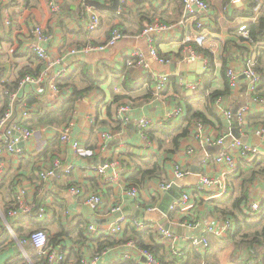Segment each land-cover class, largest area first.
I'll return each mask as SVG.
<instances>
[{"label": "crops", "instance_id": "crops-1", "mask_svg": "<svg viewBox=\"0 0 264 264\" xmlns=\"http://www.w3.org/2000/svg\"><path fill=\"white\" fill-rule=\"evenodd\" d=\"M52 1L60 7L58 13H53L50 9ZM113 1L101 2L112 6ZM0 2V24L1 10L6 6L9 8L13 21L24 28L22 30L28 31L29 27L37 23L54 35L53 42L49 45V52L53 59L61 57L69 49H81L90 43L94 45L107 43L116 27L126 33L115 47L105 52L79 55V64H85L98 83L97 88L83 93L75 100L74 108L68 116V119L73 117L72 113L76 111L74 136L81 143L79 156L66 157L67 150H61L58 143L54 142L56 140H49L53 134L37 130L34 141L29 144L32 153L21 161L10 160L8 162L3 175L6 180L0 185V264H35L40 260L33 248H22L19 245L18 240L22 239L19 236L20 232L16 227L14 230L12 225L25 228L28 234L40 228L46 231L48 236L62 234L61 244L56 248L66 253L67 264H79L80 257L76 253L81 254V262L86 261L87 264H93L97 256L100 259L96 264H118L122 261L147 264V261L143 260L146 257L141 253L144 249L139 247L137 240H130L105 251V254L97 255V244H93L92 241L98 238H94L89 233V226L95 224L91 222V217H87L92 210L84 203V199L92 193L102 197L104 202L102 210L99 213L92 212L103 220H108L113 216L114 207H120L122 211L126 208H137L144 211L147 218L140 219L131 216L129 220H146L152 224L165 225L161 222L167 219V215L159 210V206L165 198L169 197L167 196L169 191H174L180 197L182 193L191 195L188 209H180L168 214L170 220L167 224L175 227V231L171 233L177 239V248L184 253V256L186 255L181 264H264L262 247L248 249L236 246L225 236L228 232L223 236L207 234V230L211 227L220 231L225 221L228 220L216 210V200L239 196L243 186L255 171L252 168L254 162H243L238 171L227 173L226 167L204 164L205 160L215 158L220 147L211 145L206 148H197L193 137L194 129H192V135L182 142L180 149L175 153H170L169 143L163 148H159L155 142L154 144L150 140L147 143L142 139L137 127L138 121L142 118L149 119L152 127L162 123L166 127L173 126L188 116L189 107H192L194 111H202L210 107L206 98L209 93L208 89H214L216 86L218 89L222 88L221 76L224 64H226V72L231 67L236 68L237 71L242 70V51L236 45L246 48V44L242 43L239 40L241 37L236 34L238 28L246 22L245 15L250 10L251 2L231 6L228 0L211 1L215 5L212 13L217 17L214 22L206 19V28L211 35L203 49L213 55V68L210 67V59L200 52V47L194 43L189 46L198 56V60L189 63L184 59L185 52L181 41L186 35L192 34L193 27L191 24L180 26L183 16L181 0H126L118 13L99 11L91 7L88 0H33L30 8L19 1L15 4L13 0L11 4ZM217 6L223 10L225 15L221 20L218 18ZM88 7L99 12L103 21L100 29L92 35H87L84 30ZM144 17L148 20L142 21ZM155 22L172 27L167 34L153 41L159 59H165L166 64L151 58L150 43L142 35L147 24ZM2 46L3 51L8 49L10 47L8 40L7 42L2 41ZM136 50L146 55L149 68L127 66L126 58ZM11 66L13 67L14 63L10 65L7 57L0 54V71H3L2 73L10 80L15 81L19 74L13 72ZM211 70H214L213 77L216 80L213 87L206 88L204 78L211 73ZM154 74L169 75L168 86L158 96H155ZM148 76L151 77L149 82L145 81ZM129 78L132 84L125 86ZM194 84L198 88L191 90L189 86ZM86 86L80 77L75 78L71 87L63 88L65 100L71 98L75 88L80 92L86 89ZM45 90L47 92V87ZM44 99H46L45 96L41 98L42 101ZM221 99L223 108L230 109L232 112L236 107H247V121L251 129L258 128L259 120L252 122L249 118L264 116V100L256 101L253 98L247 89L245 78H241L236 90H232L229 96ZM123 104L130 106V111L126 115L130 123L117 135L123 126L118 118L117 106ZM100 105L108 106L98 113ZM177 108L182 109V114L178 118H169ZM211 108L223 123L205 125V133L214 141L226 137L229 132L233 135V122H226L215 105ZM105 133L116 134L109 144L103 138ZM243 140L253 145L258 143L257 138L252 134L248 138L244 137ZM231 141L232 138L228 139V142ZM105 145L108 148L104 150ZM190 146L196 147L192 157L186 154V149ZM261 152L264 157V145L261 147ZM57 158H63L65 164H75L74 170L68 177L61 180H41L39 175L44 170V166L51 165ZM141 159H153L152 165L159 164L164 173L158 177L146 179L143 190L139 189V199L135 200L129 196L128 191L132 188L129 187L128 178L136 172V165L140 164ZM110 160L119 161L121 164L120 171H117L118 176H114L115 171L113 170H108L105 175L98 176L94 168ZM176 166L187 171L183 179H176L174 173ZM147 167L143 166L144 169ZM196 169L199 170L198 174L194 172ZM202 176L214 178L220 182L221 187H216L208 193L198 191ZM262 177L257 175L252 182L249 181L245 185L248 191V205L244 209L245 213L249 212V206L255 202L264 204V178ZM162 183H171L172 187L176 185L179 191L171 188L167 193L159 194L157 193L158 186ZM19 185L27 189V200L35 205L36 209L32 217L24 216L19 220H13L6 217L5 209L10 206L15 207V196ZM72 187L79 188L82 196L72 195L70 192ZM222 191H226L223 197L214 198ZM156 207L158 211H147ZM39 208L44 211L42 218L36 213ZM79 222L87 229L86 238L76 231ZM107 225L110 224L100 226ZM183 225L189 227H183ZM145 232H142L143 244L163 246L157 231L153 229L148 231L153 233L152 239L149 233ZM203 235L207 236L210 248L205 255H199L192 248L190 240ZM131 243L135 245V248L128 246ZM163 247L164 249H160L158 253L152 251L156 255L155 259L158 264V259L173 264L177 256H174L165 246ZM126 256L130 258L127 259Z\"/></svg>", "mask_w": 264, "mask_h": 264}, {"label": "built area", "instance_id": "built-area-1", "mask_svg": "<svg viewBox=\"0 0 264 264\" xmlns=\"http://www.w3.org/2000/svg\"><path fill=\"white\" fill-rule=\"evenodd\" d=\"M3 3L11 4L12 0H0ZM95 1H105L108 0H95ZM183 5V16L180 21V26H186L191 24L192 34L186 35L182 41L181 45L184 48L185 60L189 63H194L198 60V56L195 54L193 49L189 46L190 43H196L200 47H203L207 43L208 37L211 32L206 28V19L216 21L217 15L212 13L214 11L215 5L211 2L212 0H181ZM21 4H24L23 0H19ZM229 5L233 6L238 3L251 2L254 3V15L251 18H247L245 24L238 28L237 36L241 39H249V31L247 22H256L262 15L264 11V0H228ZM102 3V2H101ZM126 3V0H121V6ZM1 4V2H0ZM51 9L54 13L60 11V7L54 2H51ZM85 19L84 30L87 35H92L97 32L102 26V16L99 12L91 7ZM121 8V7H120ZM219 16V20L224 18L223 10L217 6L216 8ZM2 21L0 24V37L2 41L7 42L10 45L8 49L3 51L2 41H0V54L7 57L11 69L13 72L20 74L22 69L29 68L33 73H26L19 81L17 89L12 92L7 88V83L12 82L7 75H4L0 71V90L8 97L9 103L6 111L0 114V185L5 182L6 178L3 177L7 169V164L10 160L21 161L26 156L32 153V148L29 146L31 142L34 141L37 130H42L43 132H49L53 134L49 140H56L59 144L60 149L67 150L66 157L75 158L79 156L81 143L78 138L74 136V127L76 125L75 115L76 111L72 113L73 117H70L65 124L61 127H32L29 122L35 113L40 112L46 106L50 110H54L61 106L65 102V94L63 89L58 87L59 83L64 82V80L70 78L72 73L75 71L79 65V55H87L90 53H101L105 52L109 48L115 47L123 38L124 34L122 30L116 28L112 31L111 39L104 44L94 45L87 44L81 49H69L65 51L61 57L53 59L49 52V45L53 42L54 35L46 31L41 25L34 23L28 28V31H24L20 25L16 24L11 16L9 8L4 6L1 10ZM172 27H168L165 24L155 22L154 24L147 25L142 32V35L147 38L150 43V56L155 61L160 63H167L165 59L160 58L156 46L153 41L164 34H167ZM7 38V40H6ZM249 51L245 53L243 57V66L241 71H237L236 68H229L227 72V77L231 90H236L239 87V82L241 78H245L247 83V89L250 94L256 92L260 82L261 77L258 73L256 67L258 63V53L255 46L250 45ZM128 67L142 66L149 68V63L146 55L141 51H134L130 54L126 60ZM19 77V75H18ZM17 77V78H18ZM155 96L160 95L169 84V75L167 74H154L153 78ZM147 85V84H146ZM47 87V92L45 88ZM191 90H195L198 86L195 84L190 85ZM35 93L37 96V103L30 105L28 103V96L31 93ZM46 97L47 103L45 105L42 103V97ZM256 101H259L255 99ZM108 106V105H107ZM106 105H100L98 108V113L104 111L107 107ZM215 106L220 113L221 117L226 122H233L234 114L230 109H225L222 106V99H218ZM41 109V110H40ZM118 118L122 123V128L118 131L117 135L124 130V128L130 123L129 118L126 116L130 111V106L123 104L117 106ZM206 115L210 113L206 110H202ZM247 107L241 108L237 114L239 123V138H233V135L229 132L226 137H222L214 141L209 135L205 133L206 127L202 123H197L194 125V139L197 144V148H206L211 145L219 146L220 150L212 158L204 161V164L208 165H218L227 168V173H233L238 171L240 165L245 163H253L259 161L263 156L261 152V147L264 145V127L258 126V128L251 129L247 122ZM182 114V109L177 108L170 115L169 118H178ZM210 118V116H209ZM152 126V123L147 118H142L138 121L137 127L140 130L141 137L144 141L149 143L147 133ZM257 138L258 143L253 145L243 140L244 137L248 138L250 135ZM116 134L105 133L103 138L107 144H109ZM228 142V139H231ZM24 143V147L20 148L19 145ZM196 147H188L186 149V154L192 157L195 154ZM108 146H104V150ZM64 159L57 158L51 165L44 166V170L40 172L41 180L48 179H63L68 177L75 168V164H65ZM98 176H103L108 170L115 171L114 176H118L117 171H120L121 164L119 161L110 160L105 161L104 164L99 165L94 168ZM175 177L176 179H183L187 175V171L182 169L180 166L175 167ZM216 187H221L220 182L215 180L210 176H202L201 183L198 187V191L208 193L213 191ZM172 188L171 183H162L158 186L157 193H167L168 190ZM70 192L74 196H82V191L77 187H72ZM129 196L135 200L139 199V190L137 188H132L129 191ZM28 191L23 185H19L16 196H15V207L10 210L8 217L13 220H19L20 218L32 217L35 212V205L30 204L27 200ZM226 191L219 192L214 198L223 197ZM191 200V195L188 193H182L179 200L174 201L170 206L169 214L173 211L188 209V204ZM84 203L90 207V209L99 213L104 202L99 194L92 193L84 199ZM250 213H258L261 209V203L255 202L249 206ZM120 207H114L112 209V215L121 212ZM148 212L158 211V208L148 209ZM39 217H43L44 211L42 208L37 209ZM170 220V216L167 215V221ZM183 227H189L183 225ZM128 228L137 231L145 232L147 230L153 229L160 236V242L165 248H168L174 256L183 257L184 253L177 248V239L171 231L165 228V225L152 224L146 220H129L126 217H121L116 220L115 223L107 226H89V233L93 235L94 238L104 237L106 235L119 237ZM233 230V225L231 220H226L220 231L215 230L213 227L207 230V234H214L218 236L225 235L226 232ZM19 245L23 247L33 248L38 257L43 259L42 264H66L67 256L62 250L52 248L49 245V236L44 230H35L30 233L28 238H22L18 240ZM192 248L199 253V255H205L210 248V243L207 236L203 235L201 237H194L190 240ZM129 247L135 248V245L128 244ZM141 253L146 257L147 264H158L154 255L147 250H141ZM105 254V252H104ZM127 259L130 256H126ZM100 257L97 256L93 264L98 263ZM81 264H87L86 261L81 262Z\"/></svg>", "mask_w": 264, "mask_h": 264}, {"label": "trees", "instance_id": "trees-1", "mask_svg": "<svg viewBox=\"0 0 264 264\" xmlns=\"http://www.w3.org/2000/svg\"><path fill=\"white\" fill-rule=\"evenodd\" d=\"M19 0H13V4L18 3ZM33 0H23L25 3L24 5L27 6L28 8L31 7V3ZM113 1V0H111ZM137 1V0H136ZM140 2V1H139ZM254 3L251 5L250 10L248 11V14L245 15L246 18H252V13L254 11ZM0 9H1V4H0ZM251 16L248 17L249 14ZM254 14V13H253ZM143 20H148L146 17L142 19ZM248 24V31H249V39L243 40L239 39L242 43L246 44V48L240 45H236L237 48H239L242 51V57L245 56V53L249 51V46L247 43H249L252 46H255L257 49L258 53V63H257V71L260 74L261 77V82L256 90L255 93L252 94L254 99L257 100H264V13H262L261 17L256 21V22H247ZM120 27V26H119ZM117 28V27H116ZM122 33L125 35L126 33L122 31ZM0 41H2L0 37ZM190 43L189 45H191ZM196 44V43H194ZM198 45V44H196ZM193 46V45H192ZM199 46V45H198ZM200 47V46H199ZM198 47V48H199ZM199 51L202 52L208 59H210V67H214V62H213V55L203 49V47L199 48ZM127 68V67H126ZM226 64H224L223 67V73H222V88L218 89V87L209 88L208 91L209 93L207 94L206 98L208 100V107L205 109L210 113V118L208 115L203 113V111H194L192 110V107H189V112L188 116L182 119L180 122L176 123L173 126L166 127L165 124H159V125H154L153 127L151 126L147 136L150 142L152 141L153 143L155 142L159 148H163L167 143L171 145V148H169L170 153H175L178 151L181 147L182 142L189 138L192 135V129L195 124L197 123H202L204 125L207 124H220L223 123L222 120L218 118L216 113L213 111V107L218 99L227 97L231 94V87L229 84L228 77H226ZM26 73H33L31 69L26 68L22 69L20 71L19 77L15 79V81H12L10 83H7V88L10 89L12 92H14L19 84V81L22 77L25 76ZM214 75V70H211V73L204 78L205 81V86L206 88L208 87H213V84L215 83L216 78L213 77ZM80 77L81 81L86 83V89L83 91H78L75 88L74 94H72L71 98L65 100L63 104L59 107L56 108L52 111L48 109L46 106L44 109H40L41 111L35 113L33 117L30 119V123L32 127H61L63 124H65L68 120V116L71 112V110L74 108V103L75 100L82 96L83 93L87 91H91L94 88H97L98 83L96 81V78L93 77V75L89 72L87 66L85 64H79L75 71L72 73L70 78L64 80V82L59 83L58 87L61 89L71 87V83L74 81L75 78ZM151 77L145 78V81H150ZM132 84V80L129 78L128 81L125 82V86H128V84ZM142 85V83H141ZM74 87V86H73ZM37 96L35 93H31L28 96V103L30 105H33L37 103ZM9 99L8 97L4 94V92H1L0 90V114L4 113L8 107ZM258 119L259 121L257 124L259 126L264 127V116H256L254 118L250 117L249 120L252 122ZM248 122V121H247ZM249 124V122H248ZM250 125V124H249ZM58 143L57 141H54ZM154 143V144H155ZM59 147V144H58ZM60 150V149H59ZM130 157V156H129ZM152 160L153 159H141L140 164L137 166L136 165V172L132 173L130 175L129 173V178H128V184L129 187L131 188L135 187L138 190H143V186L145 184L146 179L148 178H153L154 176H160L164 173V170L162 167H160L159 164L155 163L152 165ZM143 166H148L147 169H144ZM150 166V167H149ZM252 168L255 170L252 173L251 178L249 179L250 182L258 175V176H263L264 178V157H262L259 161H256L252 164ZM248 181V182H249ZM245 185H247V183ZM245 185L242 188V191L239 196L237 197H224L221 199L216 200L217 201V207L216 210L218 213H220L223 218H227L232 221L233 223V230L229 231L226 233L225 236H227L228 241L234 242L236 246L239 247H244L248 249H255L262 247L264 251V204H261V209L258 213H250V210L248 213H245V208L248 205V191L245 188ZM10 206L9 208L5 209V215L8 218V213L10 212ZM14 208V207H13ZM12 208V209H13ZM20 225V224H17ZM83 224L79 222V224L76 227V231L79 232V234L86 238V227L82 226ZM17 228L19 233V236L21 238H28L30 234L26 231L25 228L23 227H17L13 226L12 228ZM15 230V229H14ZM41 230V228L39 229ZM147 230L146 232H148ZM145 232V233H146ZM144 233V232H143ZM142 232H137L134 231L130 228H128L123 235H121L120 238L115 237V236H109L106 235L104 237H99L98 239H93L92 243L97 244V255H100L104 253L105 251L114 248L120 244L126 243L130 240H137L139 247H141L144 250L147 251H158L160 249H164L162 246L158 245H145L142 243ZM150 235V238H153V233L148 232ZM27 236V237H24ZM62 234H57V235H49V245L52 248H55L59 246L61 243V237ZM93 238V237H92ZM88 240V239H87ZM140 241V243H139ZM228 243V242H227ZM226 244V243H225ZM153 253V252H152ZM154 254V253H153ZM79 260V264H81L82 260V255L77 254ZM154 256H156L154 254ZM185 257H175L173 264H181L184 262ZM159 264H169L167 261L163 259H158ZM263 261H264V253H263ZM44 263L43 259L39 260V263L35 264H42ZM67 264V263H66ZM118 264H136L135 261H122Z\"/></svg>", "mask_w": 264, "mask_h": 264}, {"label": "water", "instance_id": "water-1", "mask_svg": "<svg viewBox=\"0 0 264 264\" xmlns=\"http://www.w3.org/2000/svg\"><path fill=\"white\" fill-rule=\"evenodd\" d=\"M88 3H89V5L91 7L95 8V9H97L99 11H105V12L107 11V12H112V13H118L119 10H120V7H121V0H114L112 6L105 5V4H103V3L99 2V1H95V0H88ZM240 109H241V107H236L233 110V114H234V117H233V125H234L233 136H234V138H237V139L239 138V123H238L237 114L240 111ZM19 147L23 148L24 147V143H21L19 145ZM194 172L198 174L199 170L196 169V171H194ZM172 188L174 190L179 191V189H178V187L176 185H174ZM167 196H169L170 198L169 197L167 199L165 198L163 200V202L161 203V205L159 206V210L164 215H168L170 206L173 204V202L175 200H177V199L179 200L180 199L179 194H176L174 191L173 192L169 191ZM131 216H134V217L140 218V219H146L147 218L146 213L144 211H141L140 209H137V208H135V209L126 208L123 211L118 212L117 214L113 215L108 220H103V219H100V218L96 217L92 211L89 212V214L87 215V217H91V222L94 223L95 225H98V226L104 225V224H113V223L116 222L117 219H119L121 217L129 218ZM161 224H165V228L167 230H169L171 232L175 231V227L174 226H171L170 224H167V219H164L161 222Z\"/></svg>", "mask_w": 264, "mask_h": 264}, {"label": "rangeland", "instance_id": "rangeland-1", "mask_svg": "<svg viewBox=\"0 0 264 264\" xmlns=\"http://www.w3.org/2000/svg\"><path fill=\"white\" fill-rule=\"evenodd\" d=\"M50 9H51V5H50ZM51 10H52V9H51ZM52 12L54 13V11H52ZM151 24H152V23H151ZM147 25H148V24H147ZM44 102L47 103V99H44L43 102H42V103L45 105ZM143 260L146 262V261H147V258H143Z\"/></svg>", "mask_w": 264, "mask_h": 264}]
</instances>
